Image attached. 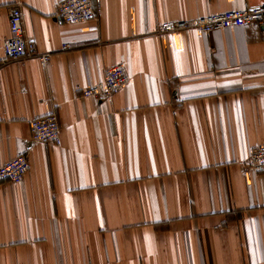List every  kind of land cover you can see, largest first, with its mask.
Masks as SVG:
<instances>
[{
  "label": "crops",
  "instance_id": "1",
  "mask_svg": "<svg viewBox=\"0 0 264 264\" xmlns=\"http://www.w3.org/2000/svg\"><path fill=\"white\" fill-rule=\"evenodd\" d=\"M60 1L0 0V166L29 163L0 183V264H264V171L245 165L264 144V25L156 35L260 2L100 0L67 25ZM15 2L45 67L5 61ZM117 64L122 90L82 98ZM50 112L60 144L32 143Z\"/></svg>",
  "mask_w": 264,
  "mask_h": 264
},
{
  "label": "built area",
  "instance_id": "2",
  "mask_svg": "<svg viewBox=\"0 0 264 264\" xmlns=\"http://www.w3.org/2000/svg\"><path fill=\"white\" fill-rule=\"evenodd\" d=\"M258 5L246 3L242 9L207 15L191 20L166 21L159 25L156 35L196 31L209 34L213 31L254 24L264 25V0ZM100 0H62L58 4L56 18L67 25L82 24L96 19ZM9 36L2 42L5 61L36 60L45 67L51 58L50 53L40 52L36 44L25 36L21 4L15 2L7 7ZM63 49H70L68 44ZM130 82L123 64L111 66L103 72L102 78L82 90V98L107 100L122 90ZM30 140L32 143L60 144V126L55 112L30 121ZM253 173L264 171V144L251 149L245 163ZM29 163L25 154H19L0 166V183L20 184Z\"/></svg>",
  "mask_w": 264,
  "mask_h": 264
}]
</instances>
